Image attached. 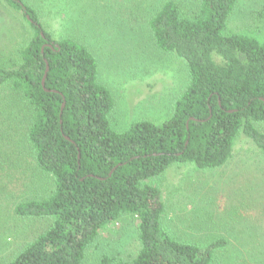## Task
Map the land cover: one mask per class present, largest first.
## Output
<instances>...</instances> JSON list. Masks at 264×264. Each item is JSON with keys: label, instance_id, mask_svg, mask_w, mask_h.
<instances>
[{"label": "trees", "instance_id": "trees-1", "mask_svg": "<svg viewBox=\"0 0 264 264\" xmlns=\"http://www.w3.org/2000/svg\"><path fill=\"white\" fill-rule=\"evenodd\" d=\"M32 29L14 70L0 68L25 111L28 143L53 189L18 204L21 218L51 224L6 264H82L88 246L125 216L135 221L139 250L116 264H211L220 241L206 247L174 240L161 226L159 188L144 182L175 163L222 167L241 135L264 153V25L233 31L236 0H199L185 11L174 2L150 18L154 42L186 64L188 85L168 120L111 129L112 96L97 81L96 60L82 44L53 39L23 0H3ZM109 264V263H107Z\"/></svg>", "mask_w": 264, "mask_h": 264}, {"label": "rangeland", "instance_id": "rangeland-1", "mask_svg": "<svg viewBox=\"0 0 264 264\" xmlns=\"http://www.w3.org/2000/svg\"><path fill=\"white\" fill-rule=\"evenodd\" d=\"M53 39L84 45L96 60L97 81L112 96L108 116L116 133L138 122L160 124L188 85L185 62L163 52L149 27L167 2L188 11L199 0H23ZM264 25V0H236L233 31ZM22 14L0 0V68L14 70L32 38ZM0 88V264L13 260L46 231L48 219L15 215L18 204L46 198L54 185L36 166L27 141L25 111ZM264 133V122L255 124ZM159 188L161 226L174 240L206 247L220 241L211 264H264V153L239 135L230 159L215 169L175 163L144 182ZM135 221L125 216L88 246L82 264H116L139 250Z\"/></svg>", "mask_w": 264, "mask_h": 264}]
</instances>
